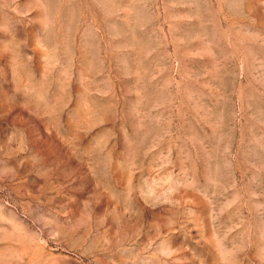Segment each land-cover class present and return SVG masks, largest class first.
I'll list each match as a JSON object with an SVG mask.
<instances>
[{"label": "rangeland", "instance_id": "rangeland-1", "mask_svg": "<svg viewBox=\"0 0 264 264\" xmlns=\"http://www.w3.org/2000/svg\"><path fill=\"white\" fill-rule=\"evenodd\" d=\"M0 264H264V0H0Z\"/></svg>", "mask_w": 264, "mask_h": 264}]
</instances>
